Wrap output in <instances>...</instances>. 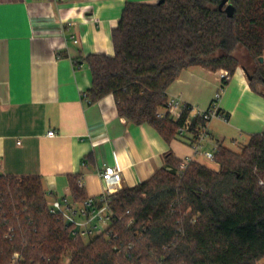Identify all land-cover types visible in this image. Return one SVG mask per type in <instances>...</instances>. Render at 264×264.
Returning <instances> with one entry per match:
<instances>
[{"label": "trees", "instance_id": "trees-1", "mask_svg": "<svg viewBox=\"0 0 264 264\" xmlns=\"http://www.w3.org/2000/svg\"><path fill=\"white\" fill-rule=\"evenodd\" d=\"M128 1L111 31L113 55L84 58L91 75L89 102L112 94L120 116L153 126L166 141L188 118L160 117L166 90L180 71L202 66L230 75L243 66L250 88L264 96V0ZM230 4V8L227 5ZM246 50L252 68L236 57ZM226 82V81H224ZM223 82V83H224ZM218 168L165 154V167L109 197L113 217L105 231L73 239L63 219L49 212L39 175H0V264L14 251L23 264H258L264 258V132L251 134L239 152L218 144ZM71 199H86L69 176ZM128 247L126 251L117 253Z\"/></svg>", "mask_w": 264, "mask_h": 264}, {"label": "crops", "instance_id": "crops-1", "mask_svg": "<svg viewBox=\"0 0 264 264\" xmlns=\"http://www.w3.org/2000/svg\"><path fill=\"white\" fill-rule=\"evenodd\" d=\"M128 1L158 0H0V175H39L48 202L71 199L69 176L81 179L86 196H99L104 165L120 169L121 187H131L165 167L166 153L191 154L188 135L166 141L153 126L128 121L112 94L86 98L84 58L113 55L111 31ZM218 90L215 104L225 119L209 120L205 149L227 133L247 142L264 132V96L250 88L241 65L224 83L216 71L186 67L166 94L190 105L192 115Z\"/></svg>", "mask_w": 264, "mask_h": 264}, {"label": "built area", "instance_id": "built-area-1", "mask_svg": "<svg viewBox=\"0 0 264 264\" xmlns=\"http://www.w3.org/2000/svg\"><path fill=\"white\" fill-rule=\"evenodd\" d=\"M218 79L221 82L227 81L230 78V73L226 69L216 70ZM221 90V89H220ZM220 95L218 90L215 93L214 101L206 108L197 110L192 116H198L204 121L195 126V131L192 133L188 130L190 118H188L181 126L178 127L177 135H188L190 137L191 154L183 157L180 162L179 171H183L188 163L197 155L203 156L214 161V152L219 143H215L211 150L205 149L203 143L209 137L208 122L213 117L225 119V115L216 108V100ZM88 100V99H87ZM89 102V100H88ZM191 107L182 102L179 97L168 98L166 104L157 111V115L163 117L169 115L174 119L181 116L183 108ZM192 111V107L190 112ZM48 136L55 134L54 130H49L46 133ZM99 176L103 182L104 190L99 196H87L81 203H76L72 199L62 197L53 199L48 202V210L54 215L60 216L70 229L73 239L79 238L85 240L106 230L112 220L113 213L109 207V197L121 188V171L113 165H104L100 170ZM78 186L83 187V182L78 179ZM78 204V205H77ZM117 253L126 251L128 247L119 249L114 246ZM7 264H23V258L19 252L14 251ZM62 264H68V260Z\"/></svg>", "mask_w": 264, "mask_h": 264}, {"label": "rangeland", "instance_id": "rangeland-1", "mask_svg": "<svg viewBox=\"0 0 264 264\" xmlns=\"http://www.w3.org/2000/svg\"><path fill=\"white\" fill-rule=\"evenodd\" d=\"M236 53V57L238 58V60L241 62V64L245 65L247 68H252L253 66V61L250 60L246 50L242 47H237L235 50ZM262 57H264V54H262ZM261 62V61H260ZM264 62V61H262ZM216 119L217 117H213L212 119ZM231 133H233L231 131ZM228 135H226L224 141H222V143H220L221 145H223L226 148L231 149L232 151L235 152H239L242 148V146L246 143V141L244 140V138L241 137H237L236 134L233 133V135L231 136L230 133H227ZM200 156V155H199ZM200 163H202L203 165L212 168V169H217L218 166L216 164L215 161L207 159L203 156H200ZM89 239H85V241H88ZM258 264H264V258H261L258 262Z\"/></svg>", "mask_w": 264, "mask_h": 264}, {"label": "water", "instance_id": "water-1", "mask_svg": "<svg viewBox=\"0 0 264 264\" xmlns=\"http://www.w3.org/2000/svg\"><path fill=\"white\" fill-rule=\"evenodd\" d=\"M162 0H158V2H161ZM224 3H227V0H222L219 4V8H221V6L224 4ZM230 8V4L227 5V8L226 9H229ZM259 61H264V57H259Z\"/></svg>", "mask_w": 264, "mask_h": 264}]
</instances>
